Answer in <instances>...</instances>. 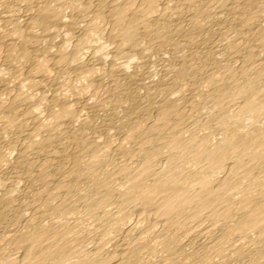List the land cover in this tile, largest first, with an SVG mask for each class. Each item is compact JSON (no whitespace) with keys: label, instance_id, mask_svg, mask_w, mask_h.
I'll return each mask as SVG.
<instances>
[{"label":"bare ground","instance_id":"bare-ground-1","mask_svg":"<svg viewBox=\"0 0 264 264\" xmlns=\"http://www.w3.org/2000/svg\"><path fill=\"white\" fill-rule=\"evenodd\" d=\"M0 264H264V0H0Z\"/></svg>","mask_w":264,"mask_h":264}]
</instances>
